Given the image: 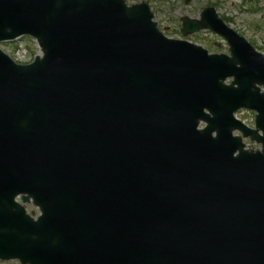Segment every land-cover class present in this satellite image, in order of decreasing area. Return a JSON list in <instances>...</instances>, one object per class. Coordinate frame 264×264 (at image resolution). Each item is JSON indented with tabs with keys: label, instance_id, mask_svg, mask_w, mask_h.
<instances>
[{
	"label": "water",
	"instance_id": "1",
	"mask_svg": "<svg viewBox=\"0 0 264 264\" xmlns=\"http://www.w3.org/2000/svg\"><path fill=\"white\" fill-rule=\"evenodd\" d=\"M151 19L124 0H0V39L31 33L45 52L28 66L0 52L1 258L264 264V152L231 136L242 105L263 124L264 96L221 81L247 88L244 54L264 83V59L215 16L185 18L184 32L211 24L233 58L167 39ZM20 193L41 206L37 221Z\"/></svg>",
	"mask_w": 264,
	"mask_h": 264
},
{
	"label": "rangeland",
	"instance_id": "2",
	"mask_svg": "<svg viewBox=\"0 0 264 264\" xmlns=\"http://www.w3.org/2000/svg\"><path fill=\"white\" fill-rule=\"evenodd\" d=\"M126 1L129 4L136 1H147L155 13L159 26L162 29L168 27V30H164L166 34L177 38H183L180 34L182 16L198 18L204 7L213 5L217 8L220 16L225 20L228 19L231 22H229L230 25L238 29L258 50L264 53V0H247L246 3L242 0H191L188 5L184 3V0ZM254 9L257 10L252 11ZM186 38L208 47L211 52H228L226 43L219 40L218 36L214 38L209 31L202 30L188 35ZM21 45L26 46V52L23 55V59L26 61L34 59L35 55L41 53L36 42L30 37H23L19 42H3L1 44L2 48L10 54H13L15 48ZM240 116H243L248 124H253L254 112L244 111L240 113ZM248 143L255 144L249 141ZM28 208L29 211L33 209L32 206H28ZM0 264H19V262L16 260L0 261Z\"/></svg>",
	"mask_w": 264,
	"mask_h": 264
}]
</instances>
